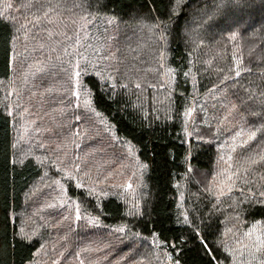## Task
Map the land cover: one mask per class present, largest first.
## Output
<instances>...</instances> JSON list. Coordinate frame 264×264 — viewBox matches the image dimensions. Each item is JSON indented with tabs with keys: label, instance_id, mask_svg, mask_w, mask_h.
<instances>
[{
	"label": "trees",
	"instance_id": "obj_1",
	"mask_svg": "<svg viewBox=\"0 0 264 264\" xmlns=\"http://www.w3.org/2000/svg\"><path fill=\"white\" fill-rule=\"evenodd\" d=\"M220 8L0 0V264L264 261V0ZM106 128L113 166L100 190L67 180L76 219L58 202L59 158L79 147L73 129L103 145ZM219 183L233 192L219 198Z\"/></svg>",
	"mask_w": 264,
	"mask_h": 264
},
{
	"label": "rangeland",
	"instance_id": "obj_2",
	"mask_svg": "<svg viewBox=\"0 0 264 264\" xmlns=\"http://www.w3.org/2000/svg\"><path fill=\"white\" fill-rule=\"evenodd\" d=\"M246 22H247V24H246L247 27H250V24L252 22H250V21H246ZM85 33H86V36H88V31ZM120 41H121V39H120ZM158 51L159 50L156 51L157 59H158ZM163 55H164V52H163V48H162V51H160V54H159L161 60L163 58ZM152 64H153L152 61H149L147 65L151 67V66H153ZM75 65H76V63H75ZM191 113H192L191 110L188 113H186L187 115H186L185 120H184V125L186 127L188 126V120L191 117ZM47 116L50 117V115H47ZM44 118H45V122H46L47 118L46 117H44ZM53 124L54 123L53 122L51 123V121H50V122H47L46 124H44L43 127L39 128L38 130L36 129V132H38V133H36V135H34V134L31 135L29 141L35 142V141H37L36 140L37 137H40L43 134L50 133L51 131H53L54 127L51 126ZM26 132H27L26 131V125H24L23 136H25ZM82 132H80V135H78L76 130L73 129V133L77 136V138L79 140V141L76 140L75 144L78 142V144H79L78 148H84L83 152L80 151L76 155V150L78 148H75V150L73 152L72 151L73 146L67 147V150H69V154H68L69 156L65 154V155H63V157L59 158V162H61L60 169H63V174H62L61 178L58 177L57 180L55 181L56 192L58 195L57 198L59 200L58 202L60 203V205L67 204V207L73 208L76 215H77V209H79V215H80L81 207L77 203L76 199H71V197L68 195L67 188H66L67 180L69 178L74 179L77 187H84V188H90V187L92 188L93 187L96 190H100V188H101L99 186L100 183L96 184L95 182L100 181L101 177H105V173L107 174L108 171L109 172L112 171L111 169H112L113 163L112 164L109 163L110 162L109 159H110L111 152L113 149L111 147V145L113 142H115L114 141V135L112 134V131H110L107 128H106V133H105L106 138L103 140V142H104L103 145L99 144L98 138L95 139V138L91 137L92 135L85 133V132L82 133ZM29 134H30V131L27 133V135H29ZM100 134L104 136V131H102ZM72 154L74 155V157H72ZM78 159H80V162L77 161ZM102 160H104V163L102 162ZM86 163H87V165H86ZM99 164H101L104 167L103 171L100 170L101 173H97V171H96V169L101 168L100 167L101 165H99ZM125 186L128 187V184ZM97 188H99V189H97ZM102 188L105 189V187H102ZM218 190H219V196H218L219 198L226 195V194H229L230 192H233V190H231V189L229 191V188H226L223 183H219ZM89 192H92V191L89 189ZM221 192H223L224 195H220ZM97 194H99V193H97ZM60 207H63V206H60ZM178 215L183 216L182 213H180V212L178 213ZM90 222L94 223L93 221H90ZM40 253H41V262H44V260H49V258L46 257L45 252L40 250ZM98 260H99L98 256L95 258H92L90 262H89V260H87V258H85V259L80 260L79 264H81V262H83V264H96V261H98Z\"/></svg>",
	"mask_w": 264,
	"mask_h": 264
},
{
	"label": "snow or ice",
	"instance_id": "obj_3",
	"mask_svg": "<svg viewBox=\"0 0 264 264\" xmlns=\"http://www.w3.org/2000/svg\"><path fill=\"white\" fill-rule=\"evenodd\" d=\"M246 3H247V0H222V8H220V10L225 11L226 13L227 12H233V13H235V12L240 11V9L243 8ZM7 6L9 8L12 7L11 4H8ZM218 7H220V6H218ZM3 15H4L3 13H0V16H3ZM225 22H226V24H232V23H236L237 21H236V19H235L234 16H228V15H226L225 16ZM79 43H80V40L77 39L76 40V44H79ZM108 58H109L108 56L101 57V59H108ZM75 67H76L77 70L75 71L74 74H75V76L77 78L81 77L84 73H86L88 71V64L87 63H85L84 65H81L79 63V61H77ZM92 67L95 68L96 65H92ZM94 74L97 75V76L101 75L100 72H96ZM236 75L239 76L240 75V72L237 71L236 72ZM139 86H140L139 84L136 85V87H139ZM80 87H84V85L81 83L80 84ZM74 95H77V97H78V93H74ZM77 106H79V105H77ZM76 119L79 120L80 118L79 117H76ZM252 137H255V132L252 133V136L250 138H252ZM261 159H264V157H262ZM251 163L255 164L256 161L253 160V161H251ZM128 187L131 188V184H128ZM229 191H230V189H229ZM220 195H224V193L221 192ZM260 196L262 198H264V192H261L260 193ZM76 219H80L79 209H77ZM123 230L124 229H120V231H123ZM21 233L23 234V229H21ZM196 235L198 236L199 234L196 233ZM247 235L250 237L251 236V233H248ZM261 243L264 244V241H262ZM202 246L204 247L205 252L207 254V251H208L207 245L202 244ZM257 251H260V248L259 247H257ZM227 259H228V257H225V260H227ZM81 264H83V262H81ZM176 264H178V261L176 262ZM209 264H211V258L209 260ZM260 264H264V261H261Z\"/></svg>",
	"mask_w": 264,
	"mask_h": 264
}]
</instances>
